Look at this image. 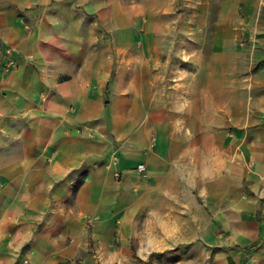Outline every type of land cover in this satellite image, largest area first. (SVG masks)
Here are the masks:
<instances>
[{
    "label": "crops",
    "instance_id": "obj_1",
    "mask_svg": "<svg viewBox=\"0 0 264 264\" xmlns=\"http://www.w3.org/2000/svg\"><path fill=\"white\" fill-rule=\"evenodd\" d=\"M242 38L264 0H3L0 264H140L124 234L146 263L264 264V142L242 172L225 132L202 154L206 49Z\"/></svg>",
    "mask_w": 264,
    "mask_h": 264
},
{
    "label": "rangeland",
    "instance_id": "obj_2",
    "mask_svg": "<svg viewBox=\"0 0 264 264\" xmlns=\"http://www.w3.org/2000/svg\"><path fill=\"white\" fill-rule=\"evenodd\" d=\"M2 1L0 0V3ZM108 40L112 41V38ZM258 42V40L250 41L242 38L236 40L234 47L231 48L230 45L220 43L216 46L215 41L210 39L203 59L208 67L203 71L204 81L211 80L217 83L203 87L204 98L206 99L209 94L212 97L211 102L204 100L202 103L203 112L200 119L204 134L202 154L205 156L209 153L205 144L215 143L216 137H219L216 135L217 132H225L234 145V161L240 172H242L244 160L254 163V159H258L259 144L264 142V50L260 48V46L264 47V40ZM170 74L172 81L177 79V71H171ZM156 91L160 96H166L169 93L166 98L170 101L166 105L177 114L180 106L178 87L172 86L170 89L158 87ZM109 93L110 90L106 92L108 96ZM107 104L109 105V102ZM172 122L176 127L180 125L178 114ZM214 148L215 146L212 147L211 154L214 165L218 166L220 172V162L224 151L221 149L217 151ZM123 236L124 242H130L132 245L136 260L140 264H145L146 262L136 252L134 238L126 234ZM195 243L180 242V246L171 248V254L165 262L146 264H195L192 261L198 253ZM90 244V248L94 247L93 242ZM201 257L197 264H222L221 258L214 253V250L206 251L203 248Z\"/></svg>",
    "mask_w": 264,
    "mask_h": 264
},
{
    "label": "built area",
    "instance_id": "obj_3",
    "mask_svg": "<svg viewBox=\"0 0 264 264\" xmlns=\"http://www.w3.org/2000/svg\"><path fill=\"white\" fill-rule=\"evenodd\" d=\"M137 170L138 171H144V170H146V164L145 163H139L137 165Z\"/></svg>",
    "mask_w": 264,
    "mask_h": 264
},
{
    "label": "trees",
    "instance_id": "obj_4",
    "mask_svg": "<svg viewBox=\"0 0 264 264\" xmlns=\"http://www.w3.org/2000/svg\"><path fill=\"white\" fill-rule=\"evenodd\" d=\"M139 260H141V259H139ZM146 264V263H145Z\"/></svg>",
    "mask_w": 264,
    "mask_h": 264
}]
</instances>
